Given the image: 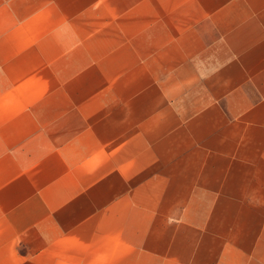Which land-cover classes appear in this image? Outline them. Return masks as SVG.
I'll use <instances>...</instances> for the list:
<instances>
[{"label":"crops","instance_id":"1","mask_svg":"<svg viewBox=\"0 0 264 264\" xmlns=\"http://www.w3.org/2000/svg\"><path fill=\"white\" fill-rule=\"evenodd\" d=\"M0 264H264V0H0Z\"/></svg>","mask_w":264,"mask_h":264}]
</instances>
